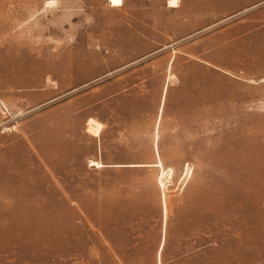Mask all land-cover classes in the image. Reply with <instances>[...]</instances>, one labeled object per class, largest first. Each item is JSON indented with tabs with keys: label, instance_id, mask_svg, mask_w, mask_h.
I'll return each mask as SVG.
<instances>
[{
	"label": "rangeland",
	"instance_id": "374dc122",
	"mask_svg": "<svg viewBox=\"0 0 264 264\" xmlns=\"http://www.w3.org/2000/svg\"><path fill=\"white\" fill-rule=\"evenodd\" d=\"M170 1L0 0V264H264V0Z\"/></svg>",
	"mask_w": 264,
	"mask_h": 264
},
{
	"label": "bare ground",
	"instance_id": "6f19581e",
	"mask_svg": "<svg viewBox=\"0 0 264 264\" xmlns=\"http://www.w3.org/2000/svg\"><path fill=\"white\" fill-rule=\"evenodd\" d=\"M170 5H171V8H176L177 7V5H178V2L176 1V0H172V1H170ZM167 88L168 87H165V91H164V94H163V101H164V99H165V96H166V92H167ZM101 131H102V126H101V124H99V123H96L94 120H91L90 122H89V124H88V132H90L91 134H93L95 137L97 136H99L100 135V133H101ZM157 144H158V135L156 136V140H155V148H156V152H157V154H158V146H157ZM92 163V165L91 166H93V167H97V168H100V167H103V165L102 164H100V163H97V162H91ZM142 166H144V165H142ZM153 166H156V167H163V164H162V162L159 160L156 164H154ZM164 172V171H163ZM173 172V170L172 169H169L168 170V175L170 176L171 175V173ZM166 179V178H165ZM162 182V184L164 185V182L163 181H161ZM165 198V197H164ZM164 208H165V211L167 210V207H166V201L164 200ZM162 250H163V242H162V245H161V247H160V249H159V260L161 259V253H162Z\"/></svg>",
	"mask_w": 264,
	"mask_h": 264
},
{
	"label": "snow or ice",
	"instance_id": "6c2138e0",
	"mask_svg": "<svg viewBox=\"0 0 264 264\" xmlns=\"http://www.w3.org/2000/svg\"><path fill=\"white\" fill-rule=\"evenodd\" d=\"M112 3L115 5H119L120 3H122V0H112Z\"/></svg>",
	"mask_w": 264,
	"mask_h": 264
}]
</instances>
